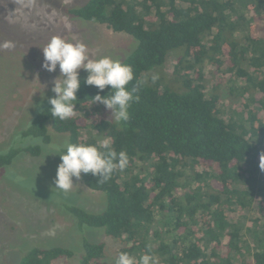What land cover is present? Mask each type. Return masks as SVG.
<instances>
[{"label":"trees","instance_id":"obj_1","mask_svg":"<svg viewBox=\"0 0 264 264\" xmlns=\"http://www.w3.org/2000/svg\"><path fill=\"white\" fill-rule=\"evenodd\" d=\"M64 10L138 41L122 63L132 67L127 88L139 96L130 119L117 123L104 115V105H92L98 89L84 84L86 76L73 117L53 118L49 104L21 132L22 141L49 144L50 128L67 134L69 143L128 154V166L107 181L81 174L89 189L107 195L104 212L67 211L81 226L122 240L119 254L137 261L151 245L159 264H264V0H88ZM170 57L181 89L160 73ZM206 69L213 74L210 94ZM223 82L228 105L217 92ZM3 152L0 168L20 153L37 157L42 147L14 145ZM83 250L80 264L105 258L104 243L85 240ZM73 256L64 247H36L20 264Z\"/></svg>","mask_w":264,"mask_h":264},{"label":"rangeland","instance_id":"obj_2","mask_svg":"<svg viewBox=\"0 0 264 264\" xmlns=\"http://www.w3.org/2000/svg\"><path fill=\"white\" fill-rule=\"evenodd\" d=\"M88 0H0V44L12 41V49L0 48V154L14 145H41L37 157L20 153L11 166L0 168V264H20L32 248L64 247L73 251L72 258H62L53 264H80L85 240L105 244V258L101 264H115L123 241L106 235L105 229L81 226L67 211L68 206L101 214L108 206L107 195L89 189L82 181L73 179L68 193L55 189L59 154L63 144L69 143L67 134L49 128L51 142L29 137L22 141L21 132L34 122L53 98V80L60 75L59 66L53 73L42 65V48L54 36L67 42L83 43L92 59L111 57L125 61L134 54L138 41L125 33H115L106 25L87 22L69 16L64 7H80ZM176 59L170 57L159 69L165 83L181 89L183 80L175 73ZM208 93H214L205 70ZM88 73L80 70V79ZM175 77V81H173ZM223 82L218 89L224 105H228ZM240 108V107H239ZM111 118L110 110L102 108ZM113 119V118H111ZM49 145L61 147L52 151ZM3 152V153H4ZM263 223V222H262Z\"/></svg>","mask_w":264,"mask_h":264},{"label":"clouds","instance_id":"obj_3","mask_svg":"<svg viewBox=\"0 0 264 264\" xmlns=\"http://www.w3.org/2000/svg\"><path fill=\"white\" fill-rule=\"evenodd\" d=\"M14 42L4 41L0 44L2 49H12ZM44 63L42 67L53 73L59 66L60 75L53 80L51 91L55 94L48 99L51 105L50 114L53 118L67 120L76 114L77 92L80 89V70L88 73L84 84L98 89L97 94L91 98L92 105L99 103L111 112V118L117 123L127 122L130 119L129 108L132 102L138 101L139 96L134 95L135 89L129 90L127 85L133 81L132 67L122 63L119 59L103 57L92 59L87 54V47L83 43H70L65 39L54 36L42 48ZM155 82L158 74L151 77ZM111 91L101 96L99 93L107 87ZM52 151L60 152L61 147L49 145ZM63 151L59 154L61 163L57 166L55 189L68 193L74 186L73 179L80 180L81 174H91L99 180L107 181L116 170H124L129 164V156L125 151H102L94 144H79L65 142ZM104 148L108 149L107 142ZM259 167L264 171V153L260 154ZM147 251L137 261L136 257L127 252H121L115 264H159L158 258L152 253V246H146Z\"/></svg>","mask_w":264,"mask_h":264}]
</instances>
